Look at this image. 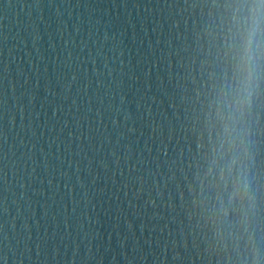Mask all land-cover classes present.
Here are the masks:
<instances>
[{
	"label": "water",
	"instance_id": "water-1",
	"mask_svg": "<svg viewBox=\"0 0 264 264\" xmlns=\"http://www.w3.org/2000/svg\"><path fill=\"white\" fill-rule=\"evenodd\" d=\"M0 264H264V0H0Z\"/></svg>",
	"mask_w": 264,
	"mask_h": 264
}]
</instances>
